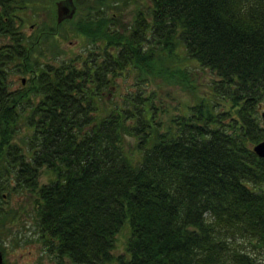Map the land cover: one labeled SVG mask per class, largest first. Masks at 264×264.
<instances>
[{"label": "trees", "instance_id": "16d2710c", "mask_svg": "<svg viewBox=\"0 0 264 264\" xmlns=\"http://www.w3.org/2000/svg\"><path fill=\"white\" fill-rule=\"evenodd\" d=\"M54 1L40 18L52 0H0V188L34 192L43 251L56 264H264V158L253 150L264 0H149L128 25L117 10L99 14L108 0H74L57 22ZM72 33L83 50L39 64L56 34ZM13 66L31 73L24 88H11ZM126 72L132 88L109 100ZM155 79L196 98L165 106ZM10 216L0 206V225Z\"/></svg>", "mask_w": 264, "mask_h": 264}, {"label": "rangeland", "instance_id": "374dc122", "mask_svg": "<svg viewBox=\"0 0 264 264\" xmlns=\"http://www.w3.org/2000/svg\"><path fill=\"white\" fill-rule=\"evenodd\" d=\"M144 2H149V0H108L111 8L102 4L103 7H100V5L98 12L99 14H104L109 11L117 10L123 17L122 23L128 25V23L132 21L138 8L142 6L146 8ZM114 5H117V7H113ZM50 7L53 9V0L43 9L38 7L37 11L40 18L49 17ZM93 13H95V11L91 12V14ZM23 28L30 34L37 29V25L34 26L30 24ZM54 39L58 41V44L54 40V47L49 48L50 51L46 50L44 55L39 56L41 60L39 64L47 57L54 58L53 61L65 59L72 52L81 51L84 48L81 44V38H77L73 33L72 36L70 35V37L66 39H62L59 34H56ZM2 41L3 38H0V42ZM60 46L64 47V50L60 48ZM35 54L38 55V51H35ZM31 60L33 62V59ZM34 65L36 64L34 63ZM30 74L29 71L20 69V66L11 67V72L9 73L11 88H24L29 82ZM21 76L25 77L24 81L20 80ZM189 76L190 78H194L193 75ZM205 79L206 78L202 76L201 81L197 83V86L193 90L196 94H200L201 91L206 90ZM115 80L116 86L111 90L108 97L109 100L110 98H116L115 96L118 91L125 92L133 86V75L130 72L116 77ZM149 86L158 91L157 95H159L160 100L164 102L165 106H167V103H170L173 106L181 107L182 102L194 101L196 98L191 97L190 91L188 92V90L178 84L165 83L159 79L150 80ZM178 107H175L174 111H177ZM45 171V168L42 167L38 177L39 182L46 180L47 174ZM0 193L3 194L0 198V206L10 211L11 215L18 214V217L11 218L10 216L6 218L0 225V248L3 250L4 264H56V259L43 251L42 243L36 238L37 233L34 231L35 225L32 223L31 216V211L34 208V192L27 187L16 188L14 190H7L4 187L0 188ZM127 234L128 228L126 225L116 234L115 247L113 250L115 254H125L124 248Z\"/></svg>", "mask_w": 264, "mask_h": 264}, {"label": "water", "instance_id": "95a60500", "mask_svg": "<svg viewBox=\"0 0 264 264\" xmlns=\"http://www.w3.org/2000/svg\"><path fill=\"white\" fill-rule=\"evenodd\" d=\"M55 18L57 22L65 18H70L73 16L76 10V4L74 0H55ZM25 77H21L24 81ZM262 121L264 123V109L261 111ZM254 151L259 155L264 157V139L256 142L253 145ZM0 264H3V250L0 248Z\"/></svg>", "mask_w": 264, "mask_h": 264}, {"label": "flooded vegetation", "instance_id": "af4514ba", "mask_svg": "<svg viewBox=\"0 0 264 264\" xmlns=\"http://www.w3.org/2000/svg\"><path fill=\"white\" fill-rule=\"evenodd\" d=\"M260 189V188H259Z\"/></svg>", "mask_w": 264, "mask_h": 264}]
</instances>
